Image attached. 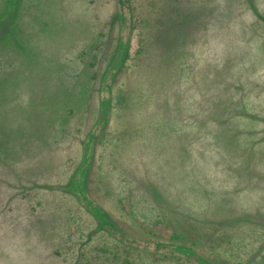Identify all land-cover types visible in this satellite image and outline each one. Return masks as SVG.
I'll use <instances>...</instances> for the list:
<instances>
[{"label":"rangeland","instance_id":"374dc122","mask_svg":"<svg viewBox=\"0 0 264 264\" xmlns=\"http://www.w3.org/2000/svg\"><path fill=\"white\" fill-rule=\"evenodd\" d=\"M124 2L127 18L118 0H0V144L22 162L0 172V264H198L166 249L202 237L194 180L226 203L264 204V0ZM81 154L85 197L166 251L98 236L78 261L90 220L57 192L39 213L23 186L64 183ZM233 250L264 264V243Z\"/></svg>","mask_w":264,"mask_h":264},{"label":"crops","instance_id":"0c3cea01","mask_svg":"<svg viewBox=\"0 0 264 264\" xmlns=\"http://www.w3.org/2000/svg\"><path fill=\"white\" fill-rule=\"evenodd\" d=\"M44 2V1H43ZM122 3L121 0H118L119 9L121 8L122 13ZM43 104V99L39 102L38 105ZM37 114V113H35ZM0 127H3V130H6L7 127L0 124ZM36 131H39L40 134L37 138H39L40 145L37 146L43 149L45 148L47 139L46 136L43 135V123L36 125ZM30 129L29 132L25 130V138H33V133ZM38 135V133H36ZM6 141L5 135L0 134V141ZM81 147L83 148V142H81ZM37 150L38 158L42 156L43 151ZM83 153V152H82ZM15 153H10L9 151H4L2 148V144H0V172L7 171L11 169V167H15L16 165H20L21 161H14ZM36 156V157H37ZM81 154L80 161L78 165L73 169L70 176L64 183L51 184L47 182V179L43 178V176L34 177L30 183V185L23 186L24 194L35 192L39 195V203L40 206L38 212L43 214V191L45 192H57L62 196L68 198L72 204L73 209L75 208L84 216H86L88 221L90 222V226L83 227L79 226L77 228V236L79 237L78 242V261H81L82 251L83 249L92 244L94 239L98 236H107L109 239H112L119 244L128 248L127 245L118 241L111 233H109L106 229L101 226V223L97 216L89 210L85 206V204L81 201L75 190L73 189V183L75 182V178L78 172L79 167L82 163ZM209 175H215L216 178L220 177L219 172V162H217L214 166V169L209 171ZM264 175V174H263ZM195 181V180H194ZM194 187L199 188L200 191L197 195L192 194L189 202H195L194 207L191 208L190 216L192 219H199L200 222L203 223L201 239L197 241V245H191L192 249L198 253L201 257H203L210 264H223L227 257V253L231 254L232 260L236 261L235 264H242V260L238 255L240 252H234V247L238 246L239 243L242 244H255V243H264V238H261V234H264V216H260L256 212L262 211L259 206L264 205L261 203L250 205V206H237L235 204L226 203L223 201V197L227 193H214L209 187L207 180L203 181V183H199L198 181L194 182ZM250 189V188H249ZM248 194H252V189L248 191ZM222 195V197H221ZM260 195L264 200V190L258 191L255 194ZM263 195V196H262ZM221 199H220V197ZM64 205V204H63ZM38 208V207H37ZM71 207H67L70 209ZM72 209V208H71ZM72 209V210H73ZM85 217V218H86ZM112 218V216H110ZM113 219V218H112ZM120 225V224H119ZM121 228H123L120 225ZM76 230V229H75ZM125 230V229H124ZM130 236L133 234L127 232ZM137 237V236H133ZM212 245V248H208L209 252H204L203 245ZM224 244V245H222ZM227 246L231 249H227ZM215 251L213 254L211 251ZM220 251L223 252L224 256L220 255ZM260 251V249H259ZM253 252V249H252ZM238 255V256H237ZM230 259V258H229ZM233 264V263H232Z\"/></svg>","mask_w":264,"mask_h":264},{"label":"trees","instance_id":"16d2710c","mask_svg":"<svg viewBox=\"0 0 264 264\" xmlns=\"http://www.w3.org/2000/svg\"><path fill=\"white\" fill-rule=\"evenodd\" d=\"M122 3V15L123 18H127L128 12L127 11V3L124 2V0H121ZM121 50L124 52L126 51V47L123 49L121 48ZM120 50L119 52V56L118 59L120 61L121 56H122V51ZM106 104V103H105ZM83 163V161H82ZM82 163L81 166L78 169L76 178H75V182L73 183V189L75 190V192L77 193V195L79 196V198L81 199V201L85 204V206L87 208H89V210H91L99 219L101 226L106 229L109 233H111L118 241L124 243L125 245H127L128 247H131L133 249L136 250H144V244L142 241H140L139 239H136L133 236H130L129 234H127L125 232V230L123 228H121L119 226V224L110 217V215L105 212V210L102 209V207L95 202L94 200L86 198L85 196V190L82 187V184L80 183L79 180V171L82 167ZM142 242V243H140ZM157 244V243H155ZM165 247L160 246L159 244L157 245H151V247L147 246L145 250L148 249H152L151 251H156V252H163L166 251L164 250ZM167 252L169 253H173L176 255H181L182 257H186L189 259H195L197 261L198 264H210L208 261H206L203 257H201L198 253H196L191 247H180V246H172V247H167Z\"/></svg>","mask_w":264,"mask_h":264}]
</instances>
